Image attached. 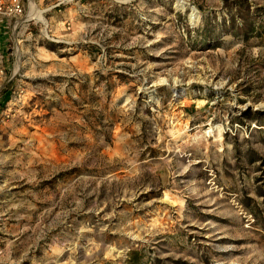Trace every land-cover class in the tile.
<instances>
[{"label":"rangeland","instance_id":"374dc122","mask_svg":"<svg viewBox=\"0 0 264 264\" xmlns=\"http://www.w3.org/2000/svg\"><path fill=\"white\" fill-rule=\"evenodd\" d=\"M0 28V264H264V0H36Z\"/></svg>","mask_w":264,"mask_h":264},{"label":"built area","instance_id":"2783aa9c","mask_svg":"<svg viewBox=\"0 0 264 264\" xmlns=\"http://www.w3.org/2000/svg\"><path fill=\"white\" fill-rule=\"evenodd\" d=\"M36 0H0V28L19 29L24 25H39L40 31L46 32L45 37L56 41V35L48 33V24L39 20L33 13ZM4 70V51L0 49V78Z\"/></svg>","mask_w":264,"mask_h":264},{"label":"bare ground","instance_id":"6f19581e","mask_svg":"<svg viewBox=\"0 0 264 264\" xmlns=\"http://www.w3.org/2000/svg\"><path fill=\"white\" fill-rule=\"evenodd\" d=\"M33 13L35 14V16L41 20V21H45V17L43 16V11L40 10L36 5L33 7Z\"/></svg>","mask_w":264,"mask_h":264}]
</instances>
